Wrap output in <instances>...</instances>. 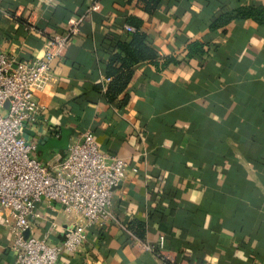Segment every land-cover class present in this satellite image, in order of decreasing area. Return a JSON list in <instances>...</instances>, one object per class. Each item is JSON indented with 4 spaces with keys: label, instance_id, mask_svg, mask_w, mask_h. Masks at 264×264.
Returning a JSON list of instances; mask_svg holds the SVG:
<instances>
[{
    "label": "crops",
    "instance_id": "0c3cea01",
    "mask_svg": "<svg viewBox=\"0 0 264 264\" xmlns=\"http://www.w3.org/2000/svg\"><path fill=\"white\" fill-rule=\"evenodd\" d=\"M89 1L0 0V50L20 62L82 15L33 91L39 112L20 131L35 142L31 156L55 162L88 129L99 150L125 161L111 188L115 221L87 224L57 264H264V24L232 17L210 27L229 7L264 0H160L150 15L136 0H97L86 12ZM131 18L159 57L175 61L131 65L117 106L103 95L105 64ZM190 41L202 43L199 54H184ZM36 209L26 233L60 242L74 216L43 197ZM5 215L0 264H15Z\"/></svg>",
    "mask_w": 264,
    "mask_h": 264
},
{
    "label": "built area",
    "instance_id": "2783aa9c",
    "mask_svg": "<svg viewBox=\"0 0 264 264\" xmlns=\"http://www.w3.org/2000/svg\"><path fill=\"white\" fill-rule=\"evenodd\" d=\"M97 6V0H90L86 12ZM81 16L70 20L61 34L47 36L41 54L30 61H16L0 50V211H6L1 223L10 233L15 264H57L61 249L74 251L83 243L87 224L115 221L110 194L124 177L121 157L99 150L92 132L85 129L67 144L59 160L43 164L31 156L35 142L20 135L23 124L33 122L39 112L33 91L49 81L50 62L77 33ZM124 29L131 27L124 24ZM41 197L57 201L65 216H74L60 242L26 233L29 218L38 216Z\"/></svg>",
    "mask_w": 264,
    "mask_h": 264
},
{
    "label": "trees",
    "instance_id": "16d2710c",
    "mask_svg": "<svg viewBox=\"0 0 264 264\" xmlns=\"http://www.w3.org/2000/svg\"><path fill=\"white\" fill-rule=\"evenodd\" d=\"M160 0H136V3L150 15ZM223 15L217 20H212L210 27H215L217 22H225L230 18H250L255 22L264 24V2H256L255 4H240L229 7L228 11L222 12ZM133 30L127 33L123 40L115 43L116 51L109 55L105 64V76L108 77L103 95L106 100L119 106L123 100L124 95L120 99L115 98L116 93L122 92L129 75L131 73V65L140 60H145L153 63L155 68L159 69L167 62H174L171 56H158L155 50L147 43L145 33L140 29V19H129ZM216 22V23H215ZM215 25V26H214ZM202 51V43L199 41H190L185 45L186 56L199 54ZM130 229L134 234L142 237L143 224L138 220L132 219L129 222Z\"/></svg>",
    "mask_w": 264,
    "mask_h": 264
}]
</instances>
